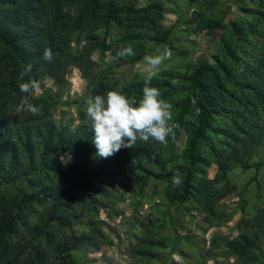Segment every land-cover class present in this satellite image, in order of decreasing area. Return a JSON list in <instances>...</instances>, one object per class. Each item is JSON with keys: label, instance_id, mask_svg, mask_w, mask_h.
<instances>
[{"label": "trees", "instance_id": "16d2710c", "mask_svg": "<svg viewBox=\"0 0 264 264\" xmlns=\"http://www.w3.org/2000/svg\"><path fill=\"white\" fill-rule=\"evenodd\" d=\"M170 1L0 0V264H83L72 251L96 244L92 224L89 230L74 228L86 204L144 164L162 169L158 175L169 181L164 188L169 201L191 200L209 214L215 212L214 202L235 188L228 178L232 165L254 171L264 166L263 159L252 160L264 149V0L253 5L235 0L241 19L226 28L213 65L201 64L194 73L166 67L152 80L174 106L185 138L181 162L169 163L176 155L173 141L167 146L138 142L100 158L85 110L78 109L74 126L53 118L70 66L85 79L86 98L119 87L141 98L143 76L116 83L112 75L121 59L109 63V57L122 46L131 45L140 58L149 43L166 45L172 25H164L163 16ZM205 1L188 19L193 32L222 22L216 0ZM96 47L100 64L91 56ZM46 48L51 62L43 58ZM28 65L31 71L21 79ZM47 76L57 91H42L33 100L42 114H17L24 95L19 84ZM58 147L69 154L64 163L52 154ZM210 163L215 171L207 177ZM177 170L183 177L178 187L172 184ZM254 211L240 216L233 236L212 233L210 246L219 247L220 255L249 257L247 264H264V205ZM150 245L164 246L163 238L140 236L132 251L154 257Z\"/></svg>", "mask_w": 264, "mask_h": 264}, {"label": "rangeland", "instance_id": "374dc122", "mask_svg": "<svg viewBox=\"0 0 264 264\" xmlns=\"http://www.w3.org/2000/svg\"><path fill=\"white\" fill-rule=\"evenodd\" d=\"M243 1L253 5L256 0ZM138 2L142 4L145 0ZM215 5L223 13L220 25L193 32L188 19L192 11L200 7V0L168 2L163 16V24L172 25L168 43H149L150 49L140 58L135 55L120 58L121 63L114 69L112 80L120 84L142 75L147 67L144 57L159 54L165 48L171 52V58L164 62L161 69L176 67L194 73L201 64L213 65L212 56L221 54L219 42L226 28L238 22L242 16V10L235 0H216ZM107 54L105 51L104 62ZM91 56L99 64L102 62L98 47ZM85 82L79 69L70 66L60 94V103L52 110L55 120L69 121L71 126L78 124V109L85 110L87 106ZM40 83L41 93L45 90L56 93L50 77L43 78ZM171 141L176 155L169 163L181 162L179 155L185 146L182 130H177L175 140L169 139ZM52 154L62 163L69 156L63 147L56 148ZM257 159L264 160V149L252 157V160ZM160 171L162 169L157 165L144 164L124 173L122 178L108 185L103 193H94L95 200L86 204L80 224H75L74 228L77 231L89 230L91 225L88 223L92 224L91 232L96 244H83L74 249L72 255L75 261L83 264H247L249 257L220 255L219 247L210 246V237L212 233L233 236L238 231L236 222L240 216H250L257 207L264 205V166L254 171L253 168L232 165L228 178L235 188L214 202L213 214L203 212L191 200L183 203L169 201L164 195V188L169 181L158 175ZM214 171L215 164L210 163L205 168V175L211 177ZM253 175L255 181H250ZM241 188L243 190L239 194ZM143 235L163 238L164 246H149L157 252L156 256L133 253V247ZM173 243L174 247L171 246Z\"/></svg>", "mask_w": 264, "mask_h": 264}, {"label": "clouds", "instance_id": "9594fccd", "mask_svg": "<svg viewBox=\"0 0 264 264\" xmlns=\"http://www.w3.org/2000/svg\"><path fill=\"white\" fill-rule=\"evenodd\" d=\"M135 55L131 45L122 46L115 55L109 57V63L120 58ZM43 58L51 62L52 51L45 49ZM171 58V52L165 48L156 55H146L144 61L147 64L143 76L142 97L137 99L129 96L122 87L110 90L106 94L89 95L85 103L86 117L89 120V128L93 133V143L96 147V155L107 159L115 155L122 148H135L138 142H158L167 146L169 139L175 140L180 125L174 118L173 104L164 99L159 87L152 85V80L160 74L161 66ZM31 71L28 65L21 73V79ZM22 96L15 112H28L33 116L42 114V106L33 103L41 95V83L36 79H29L19 84ZM194 114L200 115V109L196 108V100L192 98ZM183 177L177 170L172 179L174 186H180Z\"/></svg>", "mask_w": 264, "mask_h": 264}]
</instances>
